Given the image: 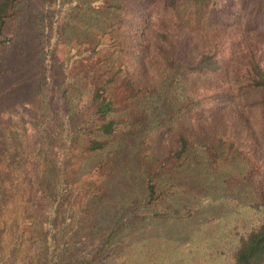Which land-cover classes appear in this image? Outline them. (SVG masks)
<instances>
[{"label":"trees","instance_id":"trees-1","mask_svg":"<svg viewBox=\"0 0 264 264\" xmlns=\"http://www.w3.org/2000/svg\"><path fill=\"white\" fill-rule=\"evenodd\" d=\"M29 1L0 0V48ZM39 3L49 40L71 13L90 21L93 39L73 50L107 56L74 78L59 76L49 48L43 60L47 93L54 99L59 87L63 110L53 148L38 152L34 193L54 264L79 251L67 242L55 249L59 202L85 189L72 188L73 167L96 179L81 213L92 226L84 239L101 245L68 264H126L139 247L150 264H264V0ZM118 87L129 93L123 109ZM83 103L94 112L75 123Z\"/></svg>","mask_w":264,"mask_h":264},{"label":"rangeland","instance_id":"rangeland-1","mask_svg":"<svg viewBox=\"0 0 264 264\" xmlns=\"http://www.w3.org/2000/svg\"><path fill=\"white\" fill-rule=\"evenodd\" d=\"M35 6H40L39 0H30L22 6L21 20L11 23L5 33L10 43L0 48V264L56 263L53 261L54 249L49 253L44 243L47 219L41 212L45 207H41L39 214L40 207H36L34 202L38 172L44 166L42 162L38 164V152L41 148L45 151L53 148L52 137H55L58 122L62 123L63 118V110L55 100L58 99L59 87L53 91L54 99L45 87L49 85L43 74V60L48 53L46 49L53 53L52 63L60 77L63 72L71 78L82 73L88 75L106 63L107 57L105 52L80 57V52L73 50L85 47L84 44L91 46L93 39L90 38L91 26H85L90 21H83L80 16L75 17L71 13L64 14L57 39L49 40L48 29L42 30L38 26ZM128 94L123 87L116 88L112 95L116 105L123 109ZM84 104L75 123L82 121L84 116L91 117L94 112V107L83 108ZM89 125L92 129L93 123L89 122ZM82 132L84 136L94 134L88 130ZM68 151L69 158L77 154L73 146ZM79 151L78 156L81 155ZM69 172L72 188L85 189L79 195L67 192L57 207L58 215L54 218L58 232L55 249L59 252L61 244L66 242L78 244L79 249L76 254L64 253L61 264H68V259L73 262L75 256L78 259L90 257L89 254L95 256L96 248L101 245L98 236L84 239L85 231L92 226L87 224L85 214L81 213L86 210L88 196L96 192L95 186H90L96 179H90L88 173L80 172L77 167ZM144 251L140 247L131 251L127 263L150 264L141 258L140 253ZM89 260L88 264H114L103 258Z\"/></svg>","mask_w":264,"mask_h":264}]
</instances>
